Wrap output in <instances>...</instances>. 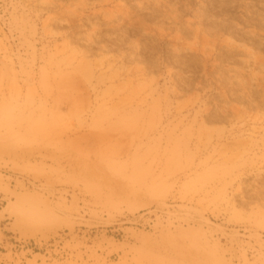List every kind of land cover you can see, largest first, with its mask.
I'll return each mask as SVG.
<instances>
[{"label":"rangeland","instance_id":"374dc122","mask_svg":"<svg viewBox=\"0 0 264 264\" xmlns=\"http://www.w3.org/2000/svg\"><path fill=\"white\" fill-rule=\"evenodd\" d=\"M0 264H264V0H0Z\"/></svg>","mask_w":264,"mask_h":264}]
</instances>
